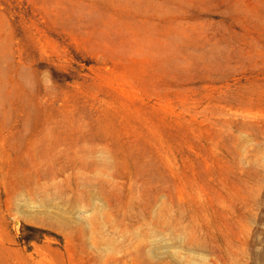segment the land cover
<instances>
[{
  "label": "rangeland",
  "instance_id": "rangeland-1",
  "mask_svg": "<svg viewBox=\"0 0 264 264\" xmlns=\"http://www.w3.org/2000/svg\"><path fill=\"white\" fill-rule=\"evenodd\" d=\"M0 264H264V0H0Z\"/></svg>",
  "mask_w": 264,
  "mask_h": 264
}]
</instances>
